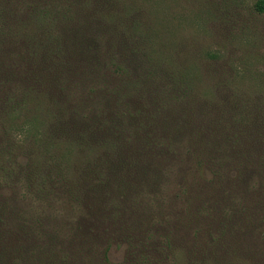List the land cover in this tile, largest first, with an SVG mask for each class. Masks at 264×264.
Segmentation results:
<instances>
[{
	"label": "rangeland",
	"instance_id": "1",
	"mask_svg": "<svg viewBox=\"0 0 264 264\" xmlns=\"http://www.w3.org/2000/svg\"><path fill=\"white\" fill-rule=\"evenodd\" d=\"M90 1L106 6L105 18L87 0H0V264H264V0ZM86 13L109 28L117 14L126 15L127 41L139 50V62L146 61L139 70L142 108L126 103L137 89L129 83L117 92L123 106L105 116L113 136L128 142L139 130L141 148L151 145L142 159L160 182L145 183L142 193L139 169L126 177L137 191L119 193L114 182L101 190L96 173L82 180L75 169L98 158L99 150H74L69 129L53 136L70 92L56 99L55 85L47 86L44 75L26 78L24 64L9 53L15 36L37 54L62 52L67 29L91 20ZM110 37L96 32L98 41L86 45L94 53L109 50L105 68L111 73L125 65L112 62ZM75 63L69 65L74 87H85L96 101L92 89L114 94L119 88L86 80L80 73L89 67L78 57ZM103 66L91 68L99 78L110 77ZM58 78L61 84L64 76ZM148 90L166 113L152 107ZM165 120L180 128L164 132ZM198 146L209 149L210 157L203 156L217 175L208 171L204 185L215 182L219 190L197 204L193 220L186 203H167L185 188L182 169L188 167L182 164ZM134 158L124 159L139 166ZM82 220L92 228L88 240L81 236Z\"/></svg>",
	"mask_w": 264,
	"mask_h": 264
},
{
	"label": "trees",
	"instance_id": "2",
	"mask_svg": "<svg viewBox=\"0 0 264 264\" xmlns=\"http://www.w3.org/2000/svg\"><path fill=\"white\" fill-rule=\"evenodd\" d=\"M15 2H18L20 0H14ZM99 0H96L98 2ZM87 2H90L91 6L100 12L97 14H101L104 18L105 15V9L106 6H103L100 3H92L90 0H87ZM85 6L83 5L81 7V10L85 12ZM87 14V13H86ZM97 14H87L86 16L90 17L91 20H88L84 23V26L81 27L79 30L75 31V29H67V32L65 33L66 37L63 38V51L55 53L52 51L53 56L51 55V52H43L41 54H37V50H32L31 48L27 47L28 45H25V40L21 39L17 36L13 38L15 41L14 47L9 51L11 55H13V58L21 63L24 64L23 67H25L24 72H21L26 78L34 77L37 78L41 75L45 76V84L47 86H50L51 83L55 85L57 89V93L55 94V98L58 100H61L65 96V92L69 91L72 98H69V102L66 106H64L63 109L60 110L58 113V118L60 119V127H55L53 131V136H58L59 133L66 134L67 129L74 131V134H72L69 139L72 141V144L75 145L74 150L77 148L78 151L82 152H90L94 150H99V157L94 159V157L86 158V162L83 165L84 167H77L75 171H81L82 177L84 179H88V176L93 175L92 173H96L98 176L95 178L97 181L99 180L100 183L97 185L98 188L102 190V188H111L113 185V182L116 183L119 187V193H122L124 189L128 190H134L136 189V183L128 180L126 177H130L133 173H137L136 171L139 169V193L144 191V184L146 183V187L149 186V183L153 182H160L158 179L159 175L157 173V170L153 168L149 163L144 164L145 160L142 159V157L145 158V156L149 155L153 152V150H150L148 152V148L151 147V145L146 146L149 143H146V145L141 148L139 145V138L140 135L139 130H136L135 138H130V141L126 142V138L121 137L120 135L113 136L110 131L108 132L107 126L105 125V121L110 119L106 116V112H111L112 106L118 105V107L123 106L121 104L120 95H118L117 92H121L124 90V88L129 87V83L132 84L133 87H136L135 93L128 96L127 102L128 105H131L134 107L138 112L139 108H142V102L139 101V70L145 69L146 70V61H140L143 59L142 56H139V50L134 49L132 44L128 42V37H131L127 30L123 29L124 25V19L128 18L125 16H121L120 14H117L115 16V22L116 24H112V28H109L107 24H104V21H95L97 18L95 16ZM100 23L99 26L97 23ZM96 27L98 28L97 30ZM92 29L91 32H87V29ZM118 30H122V35L120 33H115ZM96 32H100L105 35H110L111 39L115 41L114 48L116 49L114 51V54L112 56V62L115 59H119L125 66H121L122 70H118V67H116L115 71L109 72L105 68V64L108 61L109 58V50L108 52H99L94 53L90 49L87 48V43H91L92 45L98 41V38H95ZM79 39V42H77V37ZM127 38V39H126ZM12 39H6L4 41L6 42H12ZM99 46H107L100 44ZM100 47V48H101ZM106 48V47H105ZM46 50V49H45ZM98 50V49H97ZM1 51V47H0ZM91 53H89V52ZM76 57L80 58V62L82 64H85V66H88L87 72L81 71L80 75L85 76L84 78L88 80L89 76L91 80L96 83L97 80L100 81V79L103 80V82L110 83V86L112 84H116L117 91L114 92V94H109L107 90L97 88L95 90L92 89L94 92H96L97 95V101L95 97H93V94L85 93L86 89L85 87L83 90H79V88L74 87L73 80L70 79L69 70H72V68L69 66L70 64L75 63ZM54 59V61H53ZM64 61V62H62ZM91 63V66L88 64ZM97 64L98 66H103L105 73H110V77L107 78H99L97 76V73L95 69H92L91 67ZM77 65V64H76ZM8 70V68H7ZM19 73V72H18ZM0 75H3V71H0ZM64 76V81L60 82L61 84H58L59 78ZM133 77L137 80L134 81ZM90 80V79H89ZM144 84H147L146 78L140 79ZM89 82V81H88ZM87 82L86 85L89 83ZM145 86V85H144ZM35 87H30L31 92ZM109 88V87H107ZM52 87L47 90L50 91ZM67 89V90H66ZM71 89V90H69ZM29 90V91H30ZM109 90V89H108ZM106 91V92H105ZM149 91V90H148ZM33 93V92H32ZM95 94V93H94ZM148 96L154 98V102L152 104V107L160 108L161 102L157 101L159 98L156 94H153V91H149ZM47 100L50 101L49 104L51 105V108L55 105V102L52 101V94L46 96ZM157 102V103H156ZM99 104V108L101 109L100 112L96 110V104ZM156 103V104H155ZM140 104V106H139ZM155 104V105H154ZM159 110L165 112L163 107H161ZM67 112L68 117L66 116ZM166 113V112H165ZM162 115L159 114V117ZM162 123V122H161ZM164 125L162 124L163 131L168 132L170 134V131L172 127L174 129L180 128V126H175L174 122L172 121H164ZM177 123V122H176ZM108 124V123H107ZM97 127L95 128V126ZM145 129V127H144ZM184 129V128H183ZM98 143V144H93ZM110 144V146H108ZM192 147V146H191ZM193 148V147H192ZM188 153V161L185 162L182 165H185L188 167L187 169H182L183 174L181 181L184 183L185 188L179 193V196H173L169 199V202L167 203L170 206H173L177 201H181L182 203H186V211L187 213L191 214L192 219L194 220L200 213L199 207L197 204H199L201 201H203L205 195L216 193L219 188H217L216 184L209 183L204 185L206 173L209 171L211 172L215 179H216V172L213 170V165H210L205 161V156H209L208 152L209 149H202L200 146L196 148V150L192 149ZM73 152V151H72ZM126 156H133L136 163H139V166H134L129 164L124 158ZM210 157V156H209ZM142 159V160H141ZM146 159V158H145ZM95 164H97L95 166ZM91 165H94V170L91 168ZM103 167H105V170L107 172L103 171ZM151 167V168H150ZM107 175H111L110 177ZM242 178V172H240ZM240 174H236L239 176ZM192 175H194V180L192 181ZM235 175V176H236ZM104 176V177H103ZM236 176V177H237ZM189 177V180H188ZM247 178V176H246ZM151 179V180H149ZM71 181V180H70ZM224 181V179H223ZM82 183H86V181H81ZM245 182V180L242 181V184ZM72 183V181H71ZM207 183V180H206ZM219 187L220 184L218 183ZM158 186L155 187L154 193L157 194ZM141 192V193H142ZM82 225L80 229H85V232L81 236L84 239L88 240V238H92L93 234L88 232V230L92 231V228L90 226L89 221L82 220ZM90 227V228H88ZM72 233V232H71ZM80 236V237H81ZM96 236V235H95ZM101 238L102 235L100 236ZM99 238V237H96ZM76 239V238H74ZM71 240V239H70ZM73 240V239H72ZM108 244V242H107ZM80 248L84 247V243L80 242ZM76 246V245H75Z\"/></svg>",
	"mask_w": 264,
	"mask_h": 264
}]
</instances>
